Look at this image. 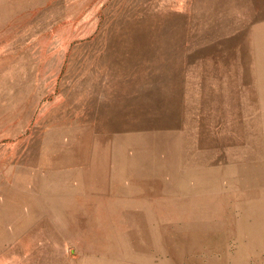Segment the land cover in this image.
Listing matches in <instances>:
<instances>
[{"label": "rangeland", "instance_id": "374dc122", "mask_svg": "<svg viewBox=\"0 0 264 264\" xmlns=\"http://www.w3.org/2000/svg\"><path fill=\"white\" fill-rule=\"evenodd\" d=\"M217 7L0 0V264H264L205 169L209 86L264 71V12Z\"/></svg>", "mask_w": 264, "mask_h": 264}, {"label": "crops", "instance_id": "0c3cea01", "mask_svg": "<svg viewBox=\"0 0 264 264\" xmlns=\"http://www.w3.org/2000/svg\"><path fill=\"white\" fill-rule=\"evenodd\" d=\"M213 2L218 6L215 12L244 15L264 12V0ZM245 67L216 70L209 86L215 93L210 106L217 110L215 118L210 116V122L218 124L223 132L209 139L213 142L209 146L214 148V156L205 169L210 174L217 169L225 170L211 184L209 194L224 197L225 205L231 206L233 211L225 219L235 223L231 222V228L236 227L242 236L249 238L243 245L261 247L245 250L264 252V240L260 239L264 238V87L257 85L264 71L254 69V61ZM81 215L82 221L87 220L86 213Z\"/></svg>", "mask_w": 264, "mask_h": 264}]
</instances>
